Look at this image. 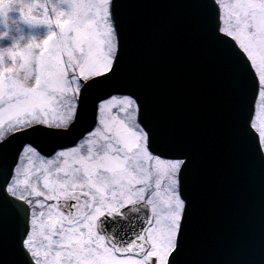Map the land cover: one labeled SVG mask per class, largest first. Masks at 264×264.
I'll return each instance as SVG.
<instances>
[{"label": "snow or ice", "instance_id": "1", "mask_svg": "<svg viewBox=\"0 0 264 264\" xmlns=\"http://www.w3.org/2000/svg\"><path fill=\"white\" fill-rule=\"evenodd\" d=\"M126 3L0 0V21L48 29L0 36V264H185L196 161L124 83ZM194 5L236 74L238 136L264 163V0Z\"/></svg>", "mask_w": 264, "mask_h": 264}, {"label": "water", "instance_id": "2", "mask_svg": "<svg viewBox=\"0 0 264 264\" xmlns=\"http://www.w3.org/2000/svg\"><path fill=\"white\" fill-rule=\"evenodd\" d=\"M124 16V83L147 96L165 135L196 161L185 264H264V163L238 136L236 74L208 39L202 11L194 0H127ZM116 235L127 239L128 229Z\"/></svg>", "mask_w": 264, "mask_h": 264}, {"label": "clouds", "instance_id": "3", "mask_svg": "<svg viewBox=\"0 0 264 264\" xmlns=\"http://www.w3.org/2000/svg\"><path fill=\"white\" fill-rule=\"evenodd\" d=\"M50 3L53 7H55L58 11H65V0H50ZM4 7H8V5H4ZM18 7V4L13 3L11 8L13 11ZM24 25H22L19 21V18L14 16H9L6 21H0V36H7L8 39L15 44H26L33 40H42L47 37L48 29L43 35L35 34V33H27L24 30ZM6 45L0 44V53H7Z\"/></svg>", "mask_w": 264, "mask_h": 264}, {"label": "rangeland", "instance_id": "4", "mask_svg": "<svg viewBox=\"0 0 264 264\" xmlns=\"http://www.w3.org/2000/svg\"><path fill=\"white\" fill-rule=\"evenodd\" d=\"M23 27H24L25 32H27V33H35V34H39V35H43L46 32V29H47L46 26H39V27H36V28H27L25 26H23Z\"/></svg>", "mask_w": 264, "mask_h": 264}]
</instances>
